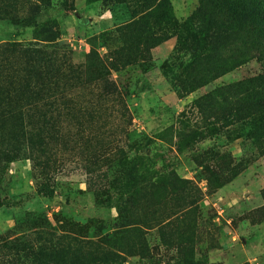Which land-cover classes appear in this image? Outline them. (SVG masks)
I'll return each instance as SVG.
<instances>
[{
    "label": "rangeland",
    "instance_id": "obj_1",
    "mask_svg": "<svg viewBox=\"0 0 264 264\" xmlns=\"http://www.w3.org/2000/svg\"><path fill=\"white\" fill-rule=\"evenodd\" d=\"M204 5L0 0V264H264V26Z\"/></svg>",
    "mask_w": 264,
    "mask_h": 264
},
{
    "label": "trees",
    "instance_id": "obj_2",
    "mask_svg": "<svg viewBox=\"0 0 264 264\" xmlns=\"http://www.w3.org/2000/svg\"><path fill=\"white\" fill-rule=\"evenodd\" d=\"M88 3H92L95 1H105V2H117V3H126L132 2L135 4L136 8H143L141 11V15L139 20L132 21L127 27L131 29L137 36L138 40L140 37H144V31L148 30L151 36L154 34L153 30L159 27L160 31L163 33L170 34H179L183 32L188 36V39H197L199 36L202 35L203 41L209 35L207 29L203 27L205 24L204 17V10H205V0H200V4L196 11L183 23L178 22L170 8V4L168 0H87ZM262 5L264 2L262 0H245V7L243 10L250 13L249 20L254 26L256 25H263L264 26V14L262 12ZM220 31H218L219 33ZM217 33V34H218ZM216 34V33H215ZM197 36V37H196ZM151 39V46H154L160 43L164 38H150ZM139 44L141 42H138ZM36 53V52H35ZM26 54V52H24ZM12 116H5L4 114L0 113V126H2L5 122L10 121ZM82 243L77 242L76 240H71L67 242V244H63L59 248H55L53 250L55 258L41 260L38 259V264H71L72 260H76L74 258L78 256H82Z\"/></svg>",
    "mask_w": 264,
    "mask_h": 264
}]
</instances>
